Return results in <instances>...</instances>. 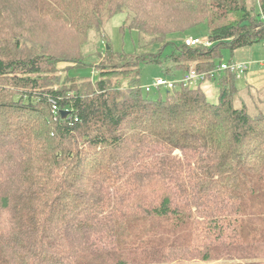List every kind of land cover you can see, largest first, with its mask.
I'll return each instance as SVG.
<instances>
[{"label":"trees","instance_id":"1","mask_svg":"<svg viewBox=\"0 0 264 264\" xmlns=\"http://www.w3.org/2000/svg\"><path fill=\"white\" fill-rule=\"evenodd\" d=\"M119 14L138 56L110 46ZM202 25L212 47L174 41ZM93 32L98 79L73 78ZM260 43L264 0H0V264H264L258 94L229 73L216 103L192 86L150 97L140 80L147 64L208 73L222 49Z\"/></svg>","mask_w":264,"mask_h":264},{"label":"rangeland","instance_id":"2","mask_svg":"<svg viewBox=\"0 0 264 264\" xmlns=\"http://www.w3.org/2000/svg\"><path fill=\"white\" fill-rule=\"evenodd\" d=\"M257 10L259 11L260 8L258 7ZM125 20H126L125 14L116 15V17L109 20L105 25L106 36L110 41L109 43L114 53H121L128 55L130 57L138 56L140 55V53H142L140 49L141 40H139V35L137 32L122 31V27H123L122 25ZM189 35L199 39L207 38L208 28L206 25H202L201 27L192 30ZM174 39H175L174 41L177 42L178 44L184 42L185 40L184 38L181 37H177ZM91 41L92 42L85 50V56H88L89 54L91 55L90 57H88V60L86 61L88 65L85 66V68H74L73 70H71L70 75L73 78L74 77L87 78V79L90 78L93 80V82L98 79V75L91 67L92 63H96L98 61L97 56L94 55L95 51L97 52L102 51L100 44V37L96 32L92 33ZM253 47L256 48L257 51V53L255 54V58L253 59V63L255 62L257 63L264 60V43L256 44ZM158 50H159L158 48H152V49L150 48L149 51L151 53H157ZM172 52H173L172 47L166 48L163 52L164 57L169 56L170 54H172ZM221 52L223 54V57L221 60L218 61V63L220 61L223 63H229L231 62V60L234 59V56L231 54V52L228 49L224 48L222 49ZM67 67H68L67 64H60L59 68L63 70ZM142 69L143 71L140 80L141 83L143 84L142 90L144 92V95H146L147 93L145 92V87L147 85H152L155 79L160 78L164 74L162 68L151 64L142 66ZM237 80H238L237 87L239 89L245 90L247 86H250L255 88L257 91H259L257 92L258 96L256 97L253 96L252 102H255L252 103L253 108L256 105H260V107L264 110V68L253 70L250 73L248 72L246 77H241L238 78ZM192 87L194 88L201 87L202 91L205 92V94L208 96L210 102L216 103L218 101L220 87H219V81H217L216 79H211L209 81L203 82V84H200L199 86L192 85ZM159 92L160 95H162V97H165L168 91L165 89H161ZM159 92L158 90L153 89V91L148 94L150 97L157 98L156 96ZM258 100H261V102L257 103ZM251 112L254 113V110L251 109Z\"/></svg>","mask_w":264,"mask_h":264},{"label":"built area","instance_id":"3","mask_svg":"<svg viewBox=\"0 0 264 264\" xmlns=\"http://www.w3.org/2000/svg\"><path fill=\"white\" fill-rule=\"evenodd\" d=\"M184 43L186 47L189 48H197L202 46L210 48L213 46V44L207 38L199 39L191 36L186 38ZM248 70L249 66H247V64L238 63L235 61H231L229 63L221 62L217 65V68L215 70L203 74L197 73V71L192 68L189 73L182 76H161L160 78L155 79L152 85H147L145 87V92L150 93L153 91V89L158 90V92L161 89H165L167 91H175L180 87H189L192 85L197 86L205 82L207 79H217L221 74L224 73L235 74L238 79L244 77ZM53 112H58V109L56 107H53Z\"/></svg>","mask_w":264,"mask_h":264},{"label":"crops","instance_id":"4","mask_svg":"<svg viewBox=\"0 0 264 264\" xmlns=\"http://www.w3.org/2000/svg\"><path fill=\"white\" fill-rule=\"evenodd\" d=\"M235 52L236 53L234 54V59L231 61L247 64V66H249V70L247 71V73L248 72L250 73L253 70L264 68V60L257 62V63L256 62L253 63V59L255 58V54L257 53L256 48H254L253 46L245 48V49L237 50ZM247 73H246V75H244V77L247 76ZM239 91L240 92L252 91L253 93L256 92L255 94H257V92H259L255 88L250 87V86H247V88L245 90L239 89Z\"/></svg>","mask_w":264,"mask_h":264},{"label":"water","instance_id":"5","mask_svg":"<svg viewBox=\"0 0 264 264\" xmlns=\"http://www.w3.org/2000/svg\"><path fill=\"white\" fill-rule=\"evenodd\" d=\"M108 48H109V47H108ZM62 114H63L64 117H67V116L69 115L68 112H63Z\"/></svg>","mask_w":264,"mask_h":264}]
</instances>
